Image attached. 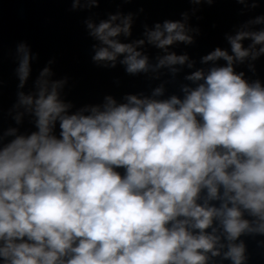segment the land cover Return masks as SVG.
<instances>
[{
	"label": "clouds",
	"instance_id": "9594fccd",
	"mask_svg": "<svg viewBox=\"0 0 264 264\" xmlns=\"http://www.w3.org/2000/svg\"><path fill=\"white\" fill-rule=\"evenodd\" d=\"M99 6L71 0L70 10ZM96 15L82 20L94 65L130 76L167 69L176 90L161 83L76 107L54 59L33 76L38 56L17 44L12 124L0 128V264H246L241 237L264 236V83L236 67L264 56V13L225 33L227 47L199 66L172 50L200 35L187 11L142 22L137 38V13Z\"/></svg>",
	"mask_w": 264,
	"mask_h": 264
},
{
	"label": "water",
	"instance_id": "95a60500",
	"mask_svg": "<svg viewBox=\"0 0 264 264\" xmlns=\"http://www.w3.org/2000/svg\"><path fill=\"white\" fill-rule=\"evenodd\" d=\"M83 3V0H80ZM100 6L91 12L71 11V0H0V128L12 124L11 116L5 118V112L12 108L16 101L15 76L16 46L26 42L38 60L33 62V76L51 58L54 79L67 76L62 97L71 100L76 107L83 104H96L103 101L104 95H113L118 101L124 93H144L161 83L171 92L176 90L172 83L173 77L167 69H160L158 73L149 72L136 76L126 75L123 68L117 65L114 69L97 67L91 62L90 46L92 41L87 36L82 20L92 15L94 22L106 19V13L129 11L137 13L132 28V38H137L142 32V22L151 27L153 21L163 19H179L181 11L190 14V25L199 27L200 35L195 44L185 46L176 45L172 50L178 54L187 52L196 59L199 66L200 56L215 47H227L224 34H233L244 21L264 13V0H260L261 7L256 9L244 8L236 0H214L211 6L203 3L188 4V0H99ZM250 4L251 0H245ZM117 5H120L119 9ZM143 12H138L139 8ZM243 12V15H239ZM150 63H155V49H148ZM252 64L255 71L249 69ZM187 71V69H184ZM236 71H243L245 77L251 81L260 79L264 83V56L256 61H245L238 65ZM155 75L159 79H154ZM183 72L175 77L178 84L182 81ZM30 83V82H29ZM27 86L24 91H27ZM22 111V110H21ZM15 115V112H13ZM27 117L21 130L30 128ZM246 245V264H264V236H242ZM217 264H228L227 261Z\"/></svg>",
	"mask_w": 264,
	"mask_h": 264
}]
</instances>
